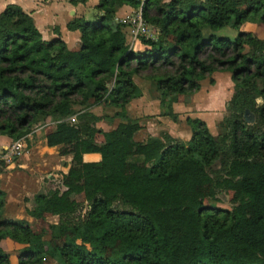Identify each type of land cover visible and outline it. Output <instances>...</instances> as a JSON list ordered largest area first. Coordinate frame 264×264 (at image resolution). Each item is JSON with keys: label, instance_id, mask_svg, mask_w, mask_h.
Returning <instances> with one entry per match:
<instances>
[{"label": "trees", "instance_id": "1", "mask_svg": "<svg viewBox=\"0 0 264 264\" xmlns=\"http://www.w3.org/2000/svg\"><path fill=\"white\" fill-rule=\"evenodd\" d=\"M123 5L141 8L157 39L141 36L130 47L127 26L114 21ZM95 9L92 20L67 22L80 33L72 47L58 27L57 37L44 39L17 4L0 12V136L26 140L41 123L45 144L67 146L71 157L64 190L36 194L31 221L3 215L0 189V243L13 251L0 246V264L46 257L58 264H264V38L244 28L264 27V0H99ZM226 27L237 31L233 39L216 35ZM216 71L229 72L233 83L217 135L187 117L186 143L168 133L135 139L143 128L127 109L142 96L135 75L148 72L161 114L176 122L173 101L199 91L206 78L213 85ZM96 106L117 110L97 116ZM246 109L253 124L244 121ZM103 119L120 121L105 131L95 126ZM85 153L100 160L86 162ZM6 166L0 159V170ZM218 191L230 210L210 204ZM84 206L83 217L71 219ZM52 216L59 221L49 222Z\"/></svg>", "mask_w": 264, "mask_h": 264}, {"label": "rangeland", "instance_id": "2", "mask_svg": "<svg viewBox=\"0 0 264 264\" xmlns=\"http://www.w3.org/2000/svg\"><path fill=\"white\" fill-rule=\"evenodd\" d=\"M168 2L169 0H163ZM87 20H92L93 17L89 14L86 17ZM69 32V31H66ZM237 34V31L230 27L222 28L216 31L217 36H228L233 39ZM158 36V29L148 23V37L156 38ZM127 43L133 47V44H129L128 38ZM148 72H144L140 75H135V82L144 91V96L141 102L146 106L152 107L150 104H155L151 94L156 98L157 91L152 80L146 77ZM211 78L215 81L213 85L209 83V78L201 81V88L199 91L192 94L194 98L195 106L203 108L205 111L196 112L194 116H201L202 120L207 121L208 128L215 134L217 132L216 127L218 122L225 116L228 115L226 106L229 103L231 96L233 95V83L230 79L229 72L216 71L211 75ZM194 95V96H193ZM150 96V97H149ZM217 103H214V100ZM257 102H261L258 99ZM221 104V106H220ZM214 106L219 109L207 108ZM137 107L132 105V108L128 110V114L132 119H149V126L152 127L151 131L155 136H161L163 134L161 121H157L155 118L157 115L150 112V116L145 117L141 112H138ZM117 109L112 107L96 106L90 109V111L97 116H111ZM153 111V109H151ZM202 110V109H200ZM214 110L222 111L212 112ZM211 111V112H210ZM220 111V112H221ZM152 114V115H151ZM220 115H222L220 119ZM185 119V117H184ZM220 119V120H219ZM69 120V119H68ZM218 120V121H217ZM71 121V120H69ZM120 119H114L112 123H108L105 119L97 122L96 127L108 131L116 126ZM184 122V121H183ZM184 124V123H183ZM215 124V126H214ZM44 124L37 123L33 125L32 133L27 136L24 141L25 146H21L19 153L11 155L6 160L7 166L0 170V189L5 192V207L3 215L15 221H31L32 218L28 215V210L34 206V196L39 193H47L51 189L64 190L62 185V176L67 172L70 156L64 153L67 146H54L48 147L45 144V140L42 138ZM147 132L139 133L136 140H141ZM187 133V134H186ZM182 135L185 140L188 137V131ZM6 137V136H3ZM180 141V139H175ZM13 141H7L4 146H10ZM3 146V145H2ZM219 168V162H215L208 171L214 175L213 171ZM211 205L230 210L232 205L228 202L227 196L223 191H218L215 199L209 201ZM119 209L129 210V207L124 206L120 203L116 204ZM86 206L78 209L72 216L71 219L77 220L83 217ZM51 223H57L59 218L52 216L47 219ZM0 246L9 253L11 249L5 242H1ZM16 253V252H14ZM43 264H58V262L50 257H46Z\"/></svg>", "mask_w": 264, "mask_h": 264}, {"label": "crops", "instance_id": "3", "mask_svg": "<svg viewBox=\"0 0 264 264\" xmlns=\"http://www.w3.org/2000/svg\"><path fill=\"white\" fill-rule=\"evenodd\" d=\"M98 2H99V0H87L86 3H84V4L72 5L69 3V0H0V12L8 4H17L18 6H20L26 13H28L33 18L37 29L41 32L42 37L44 39L48 40V39L57 37L59 34V36L66 42L67 46L72 47L79 40L80 33H79V31H69L66 28L67 22L74 17H84L86 19V17L89 14L93 18H95L97 15V10L95 9V6L98 4ZM133 10L134 9L132 7L127 6V5H123L122 7H120L116 11L115 17L125 16L127 14H130ZM114 21H115V18H114ZM55 27H58V29H59L58 34L55 32V29H54ZM244 28L251 31L258 38H260V39L264 38V27L259 26V25L254 24V23H251V22H247L244 24ZM66 31H69V32H66ZM133 45L137 46V44H135V42L133 43ZM141 48H139V49H141ZM141 90H142V88H141ZM143 96H144V91L142 90V96L139 98L133 99L128 104L127 109L130 110V108H132V105H134L137 107L136 109H138V112L142 111V113L145 117L150 116L149 113L152 112V114L157 115V117L155 119L157 121H159V120L161 121V124H162V130L161 131H163V133H168L172 138L180 139V141L185 142V143L189 140L190 135H191L190 128L185 123V119L187 117L199 118V117H201L200 115L194 116V114L196 112L205 111L203 108H200V107L197 108L195 106L196 103L194 102V98H192V95L190 97H185L184 100H182L181 102L173 101L172 109H173L174 113H176L178 115V121L174 122L168 116L161 114V109L159 106V100H158L157 95L155 98L153 96V94H151V97L153 98L154 103H155V104H150L152 107H149L147 105L145 106L141 102V99L143 98ZM217 100L218 99L216 98V100H214V103H217ZM220 106H221V104H220ZM220 106H214V108L207 106V108L213 110V109H219L217 107H220ZM151 109H153V111ZM200 109H202V110H200ZM147 110H149L150 112H148ZM220 111L214 110L212 112L222 113V111L221 112ZM184 117H185V119H184ZM221 117H222V115H220V119H221ZM199 119H201V118H199ZM135 120L143 125V128L140 129L135 134V139L139 133H143V132L144 133L147 132V133L139 141H144V139H146L147 136H149V135L155 136L151 131L152 127L149 126V122L147 121L149 119L146 120L144 118V119H135ZM205 122L207 124L206 120H205ZM214 126H215V124H214ZM182 130H183V133L188 131V137L189 138H187L186 140L184 138H182L183 137ZM213 135H217V132ZM10 140L11 139L8 137L0 136V147L2 145H3L2 147H4V143H6L7 141H10ZM70 159H71V157H70ZM83 160L86 162L99 161L100 160V154L99 153H85V154H83Z\"/></svg>", "mask_w": 264, "mask_h": 264}, {"label": "built area", "instance_id": "4", "mask_svg": "<svg viewBox=\"0 0 264 264\" xmlns=\"http://www.w3.org/2000/svg\"><path fill=\"white\" fill-rule=\"evenodd\" d=\"M115 21L127 26V38L129 44H133L141 37H148V23L142 16L141 8L134 9L130 14L122 17H115ZM131 47V46H130ZM71 122L75 121V117L70 118ZM25 138L13 141L10 146L0 147V159L7 160L13 154L19 153L21 146L24 144Z\"/></svg>", "mask_w": 264, "mask_h": 264}, {"label": "water", "instance_id": "5", "mask_svg": "<svg viewBox=\"0 0 264 264\" xmlns=\"http://www.w3.org/2000/svg\"><path fill=\"white\" fill-rule=\"evenodd\" d=\"M243 118L245 123L253 124L255 122V115L254 113L250 112L248 109L244 111Z\"/></svg>", "mask_w": 264, "mask_h": 264}]
</instances>
